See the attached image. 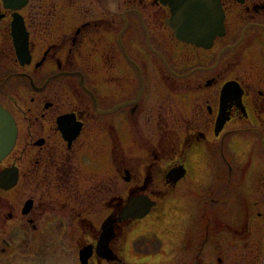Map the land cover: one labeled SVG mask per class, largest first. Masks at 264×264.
Listing matches in <instances>:
<instances>
[{"label": "flooded vegetation", "instance_id": "1", "mask_svg": "<svg viewBox=\"0 0 264 264\" xmlns=\"http://www.w3.org/2000/svg\"><path fill=\"white\" fill-rule=\"evenodd\" d=\"M193 1L0 0V105L17 129L0 161V258L33 255L56 223L74 264H150L157 229H123L158 204L160 181L188 179L204 187L200 211L181 242L170 232L168 264H262L264 174L234 180L231 160L264 148V0H214L223 29L208 45L168 25ZM112 80L118 101L106 107ZM142 196L150 212L114 223L98 249L106 221Z\"/></svg>", "mask_w": 264, "mask_h": 264}, {"label": "water", "instance_id": "2", "mask_svg": "<svg viewBox=\"0 0 264 264\" xmlns=\"http://www.w3.org/2000/svg\"><path fill=\"white\" fill-rule=\"evenodd\" d=\"M8 1V0H4ZM168 22L179 40L195 45H208L220 35L223 29L221 15L214 0H205L171 8ZM16 125L11 114L0 105V161L10 152L16 140ZM175 173H179L176 171ZM154 202L147 196L131 198L118 213L116 219L106 221L101 232L98 249L105 247L113 237L111 227L127 218H142L147 215ZM59 224H52L39 235L33 255H13L0 258V264H74L71 253L66 250L60 238ZM106 243V244H105ZM262 264H264V257Z\"/></svg>", "mask_w": 264, "mask_h": 264}, {"label": "rangeland", "instance_id": "3", "mask_svg": "<svg viewBox=\"0 0 264 264\" xmlns=\"http://www.w3.org/2000/svg\"><path fill=\"white\" fill-rule=\"evenodd\" d=\"M121 82L118 80H112L111 82L106 81V107L110 106L112 103L118 101V96L115 90L119 89ZM5 93L12 94L13 89L5 86ZM7 102V101H6ZM12 104V103H11ZM13 106V104H12ZM14 107V106H13ZM16 118L20 126V146L22 148L23 137H26L27 122L23 121V116L19 108H15ZM108 118H106V121ZM113 128L117 130V137L120 138L119 124H112ZM111 133L106 127V174L112 172V161H111ZM246 155L238 153L231 160L232 163V174L231 177L234 180L243 179L247 182H253L255 177L260 174H264V148L261 145L259 148L248 149ZM252 150L254 152H252ZM153 179L163 180L162 171H154L150 173ZM205 184V183H201ZM256 185V184H255ZM169 186V185H168ZM166 183L160 181L158 186L155 187L157 190L156 199L159 201L158 204L151 210V212L146 216L147 218L141 222L134 223L130 226H126L123 230L127 231L130 228L140 230L139 232L147 233L150 230L157 229V235L162 241V250L160 251V256L156 260L152 261L150 264H168V259H170L169 237L171 233H176V242H181L183 237V225H185V219L190 217L191 214H199L198 201L200 200V194L203 192V186L195 183L188 179H182L173 187H168ZM153 188L154 185L148 186ZM231 190V187L229 188ZM165 192V194H163ZM164 195V196H163ZM163 197V198H162ZM232 200V199H230ZM228 200L226 204H229ZM225 204V205H226ZM215 206V205H213ZM212 206V208H214ZM225 206H222V211L225 210ZM219 209V208H218ZM155 225H153V224ZM255 227V223L253 222ZM252 227V226H251ZM171 232V233H170ZM257 236V235H255Z\"/></svg>", "mask_w": 264, "mask_h": 264}]
</instances>
